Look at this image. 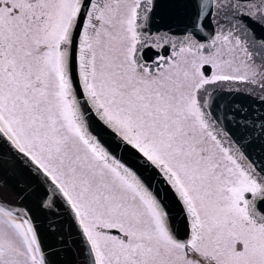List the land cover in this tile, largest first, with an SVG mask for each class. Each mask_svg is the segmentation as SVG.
<instances>
[{
	"label": "snow or ice",
	"instance_id": "6c2138e0",
	"mask_svg": "<svg viewBox=\"0 0 264 264\" xmlns=\"http://www.w3.org/2000/svg\"><path fill=\"white\" fill-rule=\"evenodd\" d=\"M0 264H264V0H0Z\"/></svg>",
	"mask_w": 264,
	"mask_h": 264
}]
</instances>
